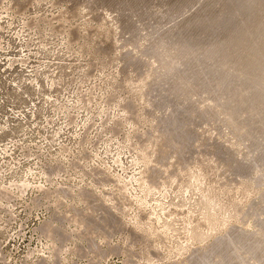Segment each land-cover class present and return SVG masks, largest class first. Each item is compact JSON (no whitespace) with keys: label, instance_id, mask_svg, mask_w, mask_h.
Here are the masks:
<instances>
[{"label":"rangeland","instance_id":"1","mask_svg":"<svg viewBox=\"0 0 264 264\" xmlns=\"http://www.w3.org/2000/svg\"><path fill=\"white\" fill-rule=\"evenodd\" d=\"M3 186L0 264H264V0H0Z\"/></svg>","mask_w":264,"mask_h":264},{"label":"bare ground","instance_id":"2","mask_svg":"<svg viewBox=\"0 0 264 264\" xmlns=\"http://www.w3.org/2000/svg\"><path fill=\"white\" fill-rule=\"evenodd\" d=\"M151 172H153V170H151ZM151 172H150V173H151ZM147 173H148V170H147ZM148 174H149V173H148ZM148 174H146V175L148 176ZM151 176H152V175H151ZM153 176H154V175H153ZM148 177H149V176H148ZM14 186H15V185H14ZM51 186H52V185H51ZM11 188H12V186H11ZM11 188H10V189H11ZM24 188H25V187H24ZM24 188H23V189H24ZM26 188H27V187H26ZM38 188L41 189L40 191H43V189H44L43 187H38ZM23 189H22V190H23ZM26 190H27V189H26ZM70 190H71V189H68V191H70ZM9 191H10L9 188L3 186L2 188H0V196H7V197L11 196V195H12V194H11V191H10V192H9ZM63 191H65V190H63ZM47 192H48V194L46 195V197H47V199H48L49 197H51V194L53 195V192H54V191H53V192H50V191L48 190ZM47 192H46V193H47ZM65 192H66V191H65ZM46 193H45V194H46ZM58 193H59L60 196H56V199H57V200H55L56 203H61V202L65 201V200H63V199H65V198H64L63 193H62V190H61L60 188H59L58 190H56V192H55V194H58ZM61 193H62V195H61ZM71 193H72V191L68 192V193H67V196H68L69 194H71ZM84 193H85L84 191H80V194H79V195H81L80 197L83 196L84 199H85L86 197H89V196H87V195H86V197H85V196H84ZM41 194H42V193H41ZM85 194H86V193H85ZM73 195H74V194H73ZM73 195H72V196H73ZM43 196H45V195H43ZM54 196H55V195H54ZM69 196H70V195H69ZM70 197H71V196H70ZM73 197H74V196H73ZM37 198H38V197H37ZM54 198H55V197H54ZM71 198H72V197H71ZM83 198H82V199H83ZM38 199H39V198H38ZM42 199H43V198H42ZM47 199H46V200H47ZM49 199H50V198H49ZM36 200H37V199H36ZM46 200H45V202H46ZM36 202H40V200H39V201H36ZM48 202H49V200H48ZM35 204H36V203H35ZM50 204H51V203H50ZM39 206H40V205H39ZM50 207H51V206H50ZM44 226H45V227H51V226H52V222H51V221L45 222V223H44Z\"/></svg>","mask_w":264,"mask_h":264}]
</instances>
